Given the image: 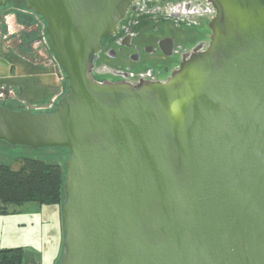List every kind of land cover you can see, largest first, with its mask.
Instances as JSON below:
<instances>
[{
  "label": "water",
  "instance_id": "obj_1",
  "mask_svg": "<svg viewBox=\"0 0 264 264\" xmlns=\"http://www.w3.org/2000/svg\"><path fill=\"white\" fill-rule=\"evenodd\" d=\"M134 1L0 0L47 21L68 83L51 112L0 106V143L69 150L60 264H264V0H208V47L165 82H99Z\"/></svg>",
  "mask_w": 264,
  "mask_h": 264
},
{
  "label": "rangeland",
  "instance_id": "obj_2",
  "mask_svg": "<svg viewBox=\"0 0 264 264\" xmlns=\"http://www.w3.org/2000/svg\"><path fill=\"white\" fill-rule=\"evenodd\" d=\"M23 7V5H22ZM135 46L142 48V59L134 62L130 56L134 49L119 56L117 64L130 67L134 72L162 70L173 64L178 55L148 54L145 48L156 46L162 40L172 39L178 48L189 50L201 42H210L212 31L206 28L176 26L167 22H151L137 28ZM65 76H58L55 66L43 67L29 63L3 44L0 39V86L8 85L16 95L15 105L20 103L34 112H51L54 105L68 92ZM69 150L42 148L35 150L22 146L0 143V164L19 169L25 158H37L45 162L59 163L66 170ZM63 205L41 206L27 204L19 212L0 215V249L24 248L23 264H60L64 256Z\"/></svg>",
  "mask_w": 264,
  "mask_h": 264
},
{
  "label": "flooded vegetation",
  "instance_id": "obj_3",
  "mask_svg": "<svg viewBox=\"0 0 264 264\" xmlns=\"http://www.w3.org/2000/svg\"><path fill=\"white\" fill-rule=\"evenodd\" d=\"M215 15L216 11L208 0H135L125 18L118 24L117 32L103 40L102 50L94 56V78L99 82H127L134 86L145 81H167L185 60L196 51L206 50L210 42H201L192 49L183 50L172 39L162 40L156 46L146 47V53H160L168 58L177 54L176 61L162 70L134 72L130 67L124 68L116 62L119 56L130 49H134L131 60L141 61L143 50L134 45L139 25L167 22L179 27L185 25L206 28ZM47 27V21L35 11L27 10L23 3L12 2L0 8V39L6 48L29 63L43 67L53 65L58 76L59 72L62 76L63 70L49 47ZM15 101L16 95L12 89L8 85L0 86V106L18 110L23 104L16 106Z\"/></svg>",
  "mask_w": 264,
  "mask_h": 264
},
{
  "label": "trees",
  "instance_id": "obj_4",
  "mask_svg": "<svg viewBox=\"0 0 264 264\" xmlns=\"http://www.w3.org/2000/svg\"><path fill=\"white\" fill-rule=\"evenodd\" d=\"M65 175L66 170L59 163L37 158H25L19 169L0 164V215L14 214L32 203L62 206ZM23 259V247L0 249V264H23Z\"/></svg>",
  "mask_w": 264,
  "mask_h": 264
}]
</instances>
